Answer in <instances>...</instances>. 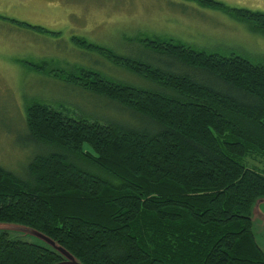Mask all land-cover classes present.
<instances>
[{
	"label": "trees",
	"instance_id": "1",
	"mask_svg": "<svg viewBox=\"0 0 264 264\" xmlns=\"http://www.w3.org/2000/svg\"><path fill=\"white\" fill-rule=\"evenodd\" d=\"M193 1L264 35L263 12ZM72 41L149 85L86 67L50 68L47 60L21 63L128 112L136 125L31 102L26 128L46 152L34 154L24 178L0 165V222L37 229L82 264H264L252 222L264 197V63L167 37L139 39L164 63ZM62 260L0 232V264Z\"/></svg>",
	"mask_w": 264,
	"mask_h": 264
},
{
	"label": "rangeland",
	"instance_id": "2",
	"mask_svg": "<svg viewBox=\"0 0 264 264\" xmlns=\"http://www.w3.org/2000/svg\"><path fill=\"white\" fill-rule=\"evenodd\" d=\"M229 7L264 13V0H215ZM16 21L40 26L59 34L45 33ZM73 36L110 48L117 54L166 62L139 42L142 37H167L217 52L239 54L264 63V35L229 13L193 0H0V165L24 178L28 163L42 150L31 142L26 128V107L44 101L71 113H87L101 121L135 124L121 109L108 105L57 77L38 73L21 61L47 60L50 68H91L107 77L147 84L117 67L98 50L76 45ZM30 142V143H29ZM46 152V150H45ZM261 167L258 160L249 161ZM83 170L97 176L104 172L84 161ZM253 233L264 251V198L252 208ZM0 232L39 244L64 255L48 236L32 227L0 222Z\"/></svg>",
	"mask_w": 264,
	"mask_h": 264
},
{
	"label": "water",
	"instance_id": "3",
	"mask_svg": "<svg viewBox=\"0 0 264 264\" xmlns=\"http://www.w3.org/2000/svg\"><path fill=\"white\" fill-rule=\"evenodd\" d=\"M264 197L260 198L259 200H257L256 202H259L263 199ZM255 202V203H256ZM253 208V207H252ZM55 242V241H54ZM56 243V242H55ZM57 244V243H56ZM58 245V244H57ZM64 254H66L68 256V259L64 257L63 254L59 253L63 258L64 260L56 263V264H82L80 263L73 255H71L67 250H65L63 247H61L60 245H58ZM54 251V250H53ZM56 252V251H55ZM58 253V252H57Z\"/></svg>",
	"mask_w": 264,
	"mask_h": 264
}]
</instances>
